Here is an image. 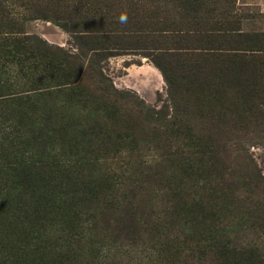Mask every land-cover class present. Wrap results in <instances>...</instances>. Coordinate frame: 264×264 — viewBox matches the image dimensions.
<instances>
[{"label":"trees","instance_id":"trees-1","mask_svg":"<svg viewBox=\"0 0 264 264\" xmlns=\"http://www.w3.org/2000/svg\"><path fill=\"white\" fill-rule=\"evenodd\" d=\"M245 40L248 47L230 54L218 71L175 75L153 56L167 86L161 109L139 98L129 108L126 93L103 74L97 47L87 58L50 49L46 58L33 59L39 73L28 90L34 93L9 100L33 108L35 129L23 139L10 137L0 156V264H113L107 254L123 247L90 221L102 198L112 202L114 195V175L105 171L102 155L132 153L156 141L170 148L164 216L174 231L157 245L175 259L208 253L220 264H264V174L226 123L240 115L264 123V55L247 53L264 50V40L258 34ZM81 57L91 81L82 78ZM217 72H225L232 93L220 87ZM8 87L0 81V89ZM194 95L201 101L198 116L216 121L214 135L185 123L193 105L198 108Z\"/></svg>","mask_w":264,"mask_h":264},{"label":"rangeland","instance_id":"rangeland-1","mask_svg":"<svg viewBox=\"0 0 264 264\" xmlns=\"http://www.w3.org/2000/svg\"><path fill=\"white\" fill-rule=\"evenodd\" d=\"M256 34L264 40V0H0V81L11 88L0 89V156L10 137L16 141L34 134L33 108L22 109L9 100L34 93L28 90V80L39 70L31 63L47 56L50 49L81 51L87 58L93 52L90 48L97 47L104 53L103 74L126 93L129 108L135 109L139 98L161 109L167 86L151 61L153 56L175 75L202 68L218 71L230 61V54L248 47L245 35ZM91 36L96 37L95 43L79 39ZM261 44L264 49V41ZM257 49L247 53L264 55ZM81 60L82 78L91 81L92 72ZM215 75L223 79V91L232 93L225 72ZM191 100L198 108L193 105V117L185 123L197 133L210 128L214 135L216 121L199 117L201 101L195 95ZM226 123L235 136L232 140L245 146L264 174V123L244 115ZM169 150L167 141H156L132 153L102 155L105 171L114 175V195L112 202L104 203L102 198L90 221L102 236L115 241L116 248L123 247L117 255L115 249L107 254L113 264H220L208 253L200 259L184 254L175 259L156 243L174 233L164 216L168 205L164 178L170 168L164 153ZM259 194L264 200V192ZM127 225L131 227L122 230Z\"/></svg>","mask_w":264,"mask_h":264}]
</instances>
